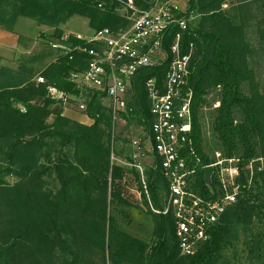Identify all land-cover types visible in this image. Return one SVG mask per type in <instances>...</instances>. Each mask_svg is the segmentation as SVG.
<instances>
[{"label": "trees", "instance_id": "trees-1", "mask_svg": "<svg viewBox=\"0 0 264 264\" xmlns=\"http://www.w3.org/2000/svg\"><path fill=\"white\" fill-rule=\"evenodd\" d=\"M121 1L127 0H0V25L13 31L19 17L33 18L55 28L48 37L53 40L65 33L63 24L80 15L93 30L118 31L131 23L120 11ZM133 4L145 10L153 0ZM183 15L193 16L182 31L181 53L193 44V135L202 159L192 188L206 193L205 166L213 162L210 152L220 150L240 158L238 201L193 254H181L172 214L150 210L149 240L125 230L118 219L119 214L130 216L120 196L125 168L112 160L116 148L110 110L102 95L89 93L84 101L92 124L63 114L65 103L49 97L48 86L79 96L69 75L86 66L87 56L76 53L70 59L49 45L17 70L0 65V264H264V169L261 161L249 167L264 158V90L252 66L256 48L248 37L254 27L264 45V0H189ZM178 32L173 25L165 34L168 61L142 68L134 77L130 125L149 129L146 82L163 81ZM36 64L42 67L36 76L44 77V83L32 80ZM216 89L217 98L209 102V93ZM215 101L220 102L217 108L202 111ZM116 154L132 160L121 150ZM155 163L146 173L155 205L161 207L167 183L160 160ZM131 171L138 179L139 173ZM55 180L58 187L50 186ZM140 190L138 185V195Z\"/></svg>", "mask_w": 264, "mask_h": 264}, {"label": "built area", "instance_id": "built-area-1", "mask_svg": "<svg viewBox=\"0 0 264 264\" xmlns=\"http://www.w3.org/2000/svg\"><path fill=\"white\" fill-rule=\"evenodd\" d=\"M121 2L123 7L120 11L125 12L131 20L127 28L118 31L103 28L93 30L90 35L68 31L61 38L49 40V45L60 55L73 59L79 53L86 55L87 60L84 68L74 70L69 75L71 82L80 90L79 96L69 95L54 85L48 86V96L66 104L80 100L79 110L91 119L86 113L85 95H102L104 104L110 110L112 141L115 143L116 137L120 136L117 127L131 126L129 116L133 108L129 104V97L134 77L142 68L168 61L169 52L164 49L163 40L173 25L179 27L180 32L170 46L172 56L163 81L158 83L151 78L146 82L150 100V127L147 130L142 128V133L131 137L135 150L131 155L132 160L119 163L139 173V196L152 212L172 214L181 254H193L220 223L227 208L239 199L242 185L239 181L242 173L240 158L225 156L220 150L211 151L213 162L205 166V169L213 167L210 182L205 179L208 190L203 194L192 188L202 160L197 156L193 135L194 89L190 86V78L194 46L191 44L190 50L182 54L181 35L182 31L188 29L193 16L183 15L185 11H181L173 0H153V4L145 10L137 8L133 0ZM37 79L39 83L45 82L42 76ZM219 105L220 102L215 101L211 108ZM207 110V106L202 108L204 112ZM21 111L26 112V108L21 106ZM204 125L206 135H209L207 116ZM157 158L167 183V188L161 191V207L155 205L146 173L147 165L157 167ZM112 160L118 161L114 153ZM255 161H261L263 170L264 158L251 161L250 168H253Z\"/></svg>", "mask_w": 264, "mask_h": 264}, {"label": "rangeland", "instance_id": "rangeland-1", "mask_svg": "<svg viewBox=\"0 0 264 264\" xmlns=\"http://www.w3.org/2000/svg\"><path fill=\"white\" fill-rule=\"evenodd\" d=\"M234 0H230L232 2ZM178 6L181 11H186L189 6V0H177ZM191 23L196 26L197 18L192 20ZM55 28L51 26L39 25L38 22L29 17H19L14 24L13 31H9L5 26L0 25V65L9 67L10 69L17 70L22 64L23 60L30 59L33 55L41 50H48L49 48V36L54 33ZM65 32L73 31L75 33H81L83 35H90L93 33V29L89 26L88 19L84 16L74 15L66 24H64ZM257 32L254 27L249 29L248 37L256 48V53L252 58V66L255 69L256 77L260 83L261 88L264 90V45H261V41L257 37ZM41 65L36 64L32 80H37L38 69H41ZM8 76V74L6 75ZM37 77V78H36ZM9 78V77H8ZM220 90H212L208 95V101L211 102L217 98V92ZM80 101V100H79ZM79 101L65 103L63 105V114L71 119L83 122L86 124H92V120L87 118L83 112L79 110ZM210 106V105H209ZM208 106V107H209ZM212 106V105H211ZM211 107H209V110ZM211 121V119H209ZM142 125L133 124L130 127L118 126L120 136L115 139V155L118 161H126V157L119 156L118 150H121L125 155L134 154V148L131 145V137L137 136L142 133ZM211 135V136H210ZM210 138L212 133L207 135ZM125 172L121 178V199L127 203V207L130 212L128 217L122 214L118 215L119 224L127 230L129 233L139 236L143 239L149 240L152 236L153 223L151 220V211L147 206L145 200L138 195V182L134 172L128 166H125ZM149 166L147 165L148 169ZM11 182H14L15 178H9ZM50 186L56 185L55 182L49 183ZM113 189V184L111 185ZM112 197V193H111ZM140 197V198H139ZM245 258L242 259V262ZM100 264V263H99Z\"/></svg>", "mask_w": 264, "mask_h": 264}, {"label": "water", "instance_id": "water-1", "mask_svg": "<svg viewBox=\"0 0 264 264\" xmlns=\"http://www.w3.org/2000/svg\"><path fill=\"white\" fill-rule=\"evenodd\" d=\"M212 171H213V167H207L206 169H205V179L208 181V182H210V177H211V173H212Z\"/></svg>", "mask_w": 264, "mask_h": 264}, {"label": "crops", "instance_id": "crops-1", "mask_svg": "<svg viewBox=\"0 0 264 264\" xmlns=\"http://www.w3.org/2000/svg\"><path fill=\"white\" fill-rule=\"evenodd\" d=\"M173 1L176 2L177 0H173ZM176 3H177V2H176ZM177 5H178V4H177ZM179 7H180V6H179ZM43 27H45V26H43ZM46 27H47V26H46ZM62 27L64 28V24L62 25ZM69 32H73V31H70V30H69Z\"/></svg>", "mask_w": 264, "mask_h": 264}]
</instances>
